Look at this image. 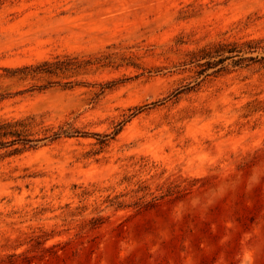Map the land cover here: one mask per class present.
Segmentation results:
<instances>
[{"label":"rangeland","instance_id":"374dc122","mask_svg":"<svg viewBox=\"0 0 264 264\" xmlns=\"http://www.w3.org/2000/svg\"><path fill=\"white\" fill-rule=\"evenodd\" d=\"M28 117L0 264H264V0H0V124Z\"/></svg>","mask_w":264,"mask_h":264},{"label":"trees","instance_id":"16d2710c","mask_svg":"<svg viewBox=\"0 0 264 264\" xmlns=\"http://www.w3.org/2000/svg\"><path fill=\"white\" fill-rule=\"evenodd\" d=\"M246 45H251V42H246ZM70 63L57 61H45L42 64L25 66L18 69L25 74H38V73H55L57 70L67 69ZM33 125V118H23L13 121H3L0 124V140L1 145L16 146L13 150L19 153L25 150L36 149L40 146L39 142L43 139L31 138L30 129ZM62 134L61 131H56L52 135V139L59 138ZM11 138L10 140H6Z\"/></svg>","mask_w":264,"mask_h":264}]
</instances>
